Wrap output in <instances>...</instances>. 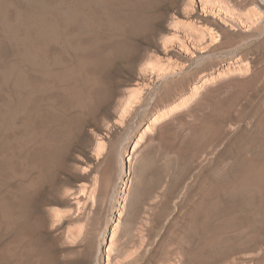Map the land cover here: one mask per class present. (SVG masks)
<instances>
[{
  "label": "rangeland",
  "instance_id": "rangeland-1",
  "mask_svg": "<svg viewBox=\"0 0 264 264\" xmlns=\"http://www.w3.org/2000/svg\"><path fill=\"white\" fill-rule=\"evenodd\" d=\"M236 3L0 0V264H264V16Z\"/></svg>",
  "mask_w": 264,
  "mask_h": 264
},
{
  "label": "bare ground",
  "instance_id": "bare-ground-1",
  "mask_svg": "<svg viewBox=\"0 0 264 264\" xmlns=\"http://www.w3.org/2000/svg\"><path fill=\"white\" fill-rule=\"evenodd\" d=\"M221 2V4H225V6L229 7V4L231 3H235L238 0H219ZM241 3L239 5H241L243 2H249L250 6L252 7V9L254 11H256L257 13L261 14L264 16V0H239ZM206 2V1H205ZM239 3V2H238ZM238 3H236L238 5ZM243 3V4H244ZM233 4V5H236ZM242 4V5H243ZM238 5V6H239ZM224 6V5H223ZM206 7V6H205ZM219 11V10H218Z\"/></svg>",
  "mask_w": 264,
  "mask_h": 264
}]
</instances>
